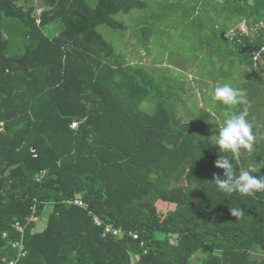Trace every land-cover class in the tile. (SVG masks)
<instances>
[{"label": "trees", "instance_id": "obj_1", "mask_svg": "<svg viewBox=\"0 0 264 264\" xmlns=\"http://www.w3.org/2000/svg\"><path fill=\"white\" fill-rule=\"evenodd\" d=\"M210 1L199 18L206 27L208 16L214 20L203 38L210 68L202 75L213 88L230 83L246 93L248 103L230 111H247L255 141L234 168L238 175L252 165L253 175L264 176V0ZM40 2L36 13L31 0H0V264L17 257L9 243L21 234L26 254L16 264H264V192L242 196L214 186V177L225 178L215 161L227 153L215 146L210 113L183 119V99L179 93L175 102L170 86L178 77L164 78L165 87L98 31L124 29L114 15L147 1ZM164 11L169 19L172 5ZM53 21L61 27L50 37L43 28ZM148 30L135 36L144 47ZM239 62L253 79L232 83ZM145 100L154 101L153 113L139 108ZM159 201L173 209L161 213ZM235 207L244 215L234 217ZM31 215L35 221L26 220ZM93 216L119 234L105 233Z\"/></svg>", "mask_w": 264, "mask_h": 264}, {"label": "rangeland", "instance_id": "obj_2", "mask_svg": "<svg viewBox=\"0 0 264 264\" xmlns=\"http://www.w3.org/2000/svg\"><path fill=\"white\" fill-rule=\"evenodd\" d=\"M88 1L93 5L94 0ZM145 1H147V5L144 9L133 8L127 13L119 12L114 15V19L125 26L124 29L115 30L106 25H100L98 31L117 53L124 54L125 59L134 64L135 68L141 69L144 74L154 77L160 75L164 84V78H171L174 75L178 77V86L173 82L170 86L172 85V88H175L176 91L173 97L174 101L176 102L179 99V93L183 99V102H177L178 114L183 119L188 116L190 118L191 114H197L200 109L204 108L210 113L213 122L218 127L222 126L224 113L227 110L223 109L219 102L212 99L214 90L212 81L208 76L202 75L203 66H205V69L210 68L208 64L209 50L203 38L209 33L214 20L211 19V16H208V27H206L199 26V18L202 15L201 9L208 7L206 4L211 1ZM31 4L36 6V13H39L44 6L40 0H31ZM169 4L172 5V13L167 19L168 16L165 11L162 13L163 16L159 13L162 12L164 7L170 6ZM214 5H216V2H214ZM212 13H214V10H212ZM156 14L159 19L157 21L153 17ZM238 26L243 30L246 29L243 22H240ZM60 27L61 23L59 21H53L43 28V32L51 37L58 33ZM145 27L147 30L149 29L148 31L153 32L146 47L135 37L143 39ZM254 59L263 63L260 56L256 55ZM214 60H216L215 57ZM218 72H220V69L216 67L214 74L221 77ZM232 72H234L233 78L230 79L232 83H236L239 79H253V74L245 63L239 62L233 65ZM256 73L260 74L258 71ZM221 81L222 78H219L217 82H213V85H217ZM207 99H210V101ZM139 108L151 114L155 110L154 101L145 100L139 104ZM156 206L161 213H164L167 209H173L174 205H166L159 201ZM50 209L51 206H47L42 212L39 223L40 228L45 226L47 213ZM137 259V255L132 256V261ZM193 264H195L194 261Z\"/></svg>", "mask_w": 264, "mask_h": 264}, {"label": "clouds", "instance_id": "obj_3", "mask_svg": "<svg viewBox=\"0 0 264 264\" xmlns=\"http://www.w3.org/2000/svg\"><path fill=\"white\" fill-rule=\"evenodd\" d=\"M212 99L229 109L224 113L222 126L217 129L218 134L212 136L220 153L230 154H222L216 159L215 167L224 170L223 175L225 178L214 177V186L222 192H238L242 196H255L257 192H264V176L257 177L253 175L252 173L256 169L252 165H249L248 169H241L238 175L234 168V162L238 163L241 150L250 151L255 141L253 124L247 118V111H230L233 106L248 103L246 93L229 83H225L214 88ZM42 172H44L43 178L45 170L38 172L36 175ZM36 175L34 176L35 180ZM231 214L234 217H241L244 215V210L241 207L231 208ZM169 243L172 244L174 241L170 240Z\"/></svg>", "mask_w": 264, "mask_h": 264}, {"label": "built area", "instance_id": "obj_4", "mask_svg": "<svg viewBox=\"0 0 264 264\" xmlns=\"http://www.w3.org/2000/svg\"><path fill=\"white\" fill-rule=\"evenodd\" d=\"M255 58V57H254ZM71 127L72 128H75L77 127V122H72L71 123ZM30 152L32 153L33 157L36 156L35 154V151L34 149H30ZM43 173H40L38 175H36V180L39 181L42 176H43ZM74 203L78 204V205H81V206H84V204L82 203L81 200H75ZM35 216L34 215H31L29 217H26V220L27 221H35ZM93 221L94 223L97 225V226H103L104 227V232L105 233H112L113 235H118L120 230L117 229V228H114L111 224L107 223V224H103V222L97 217V216H93ZM12 227L18 232V233H22L23 231V227L22 225L20 224L19 221H16L13 223ZM136 234H133V238H136ZM2 237L3 238H6V232H3L2 234ZM9 245H11V248L12 249H17V257L16 259H7V258H3V262L6 263V264H16V262L18 261L19 258L25 256L26 254V250H25V247H24V244H23V236L21 234V239L20 240H14V241H11L9 243Z\"/></svg>", "mask_w": 264, "mask_h": 264}]
</instances>
